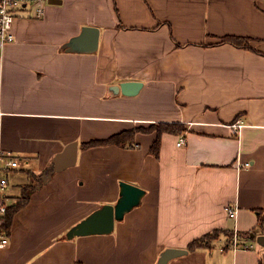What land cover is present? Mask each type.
<instances>
[{"label": "crops", "instance_id": "crops-1", "mask_svg": "<svg viewBox=\"0 0 264 264\" xmlns=\"http://www.w3.org/2000/svg\"><path fill=\"white\" fill-rule=\"evenodd\" d=\"M84 26L100 29L98 49L62 48ZM14 32L0 52V148L19 159L10 206L29 199L13 214L0 264H155L166 247L188 249L213 230L228 235L220 248L218 235L168 264H264V231L241 237L253 249L229 245L264 210V0H49L44 16L17 17ZM127 80L144 83L137 95L110 94ZM160 122L184 130L162 134L159 156L156 131L138 132L133 147H83ZM72 141L76 164L40 184ZM121 180L146 190L141 204L113 233L67 239L116 202Z\"/></svg>", "mask_w": 264, "mask_h": 264}, {"label": "water", "instance_id": "water-1", "mask_svg": "<svg viewBox=\"0 0 264 264\" xmlns=\"http://www.w3.org/2000/svg\"><path fill=\"white\" fill-rule=\"evenodd\" d=\"M56 3L58 0H51ZM100 29L95 26H84L80 34L72 37L63 44L66 51L95 52L99 46ZM144 83L139 80H127L109 86V92L116 95L122 92L125 95H137ZM78 157V142H70L63 151L57 153L50 165L40 177V184L47 183L55 172L62 171L76 164ZM119 197L115 203H104L101 207L93 210L86 217L75 223L67 232L66 238L69 240L77 236L90 234H110L115 229L116 221L124 219L126 213L130 212L142 202L146 190L136 184L121 180ZM40 186V185H39ZM255 236V233H252ZM264 235L258 236L261 243ZM187 248L166 247L163 249L155 264H168L171 260L187 254Z\"/></svg>", "mask_w": 264, "mask_h": 264}, {"label": "built area", "instance_id": "built-area-1", "mask_svg": "<svg viewBox=\"0 0 264 264\" xmlns=\"http://www.w3.org/2000/svg\"><path fill=\"white\" fill-rule=\"evenodd\" d=\"M49 0H0V52L4 47L13 41L16 36L14 25L17 16L27 15L40 18L44 16L46 5ZM243 123L236 124V127L241 128ZM185 138L182 136L178 141V145H183ZM19 166V159L10 151L0 148V249L5 248L10 237L8 231L4 227V221L9 210V198L7 188L9 184L8 173ZM227 213L230 217L236 218L238 214L237 205L227 206ZM234 247L239 241V231H234Z\"/></svg>", "mask_w": 264, "mask_h": 264}, {"label": "trees", "instance_id": "trees-1", "mask_svg": "<svg viewBox=\"0 0 264 264\" xmlns=\"http://www.w3.org/2000/svg\"><path fill=\"white\" fill-rule=\"evenodd\" d=\"M242 41H244V43ZM222 42H231L239 46H243V45L247 46L246 44L247 42L244 40V38L242 39V37L225 36L222 39ZM183 130H184L183 123L160 122L158 123V125L151 124L147 127L141 126L131 129H124L122 131L110 135L108 138L92 139L90 141L84 142L83 147L90 148L94 146L111 145V144L121 147H133L135 146V138L138 132L148 133V132L156 131L157 137L154 140L150 150L155 156H159L162 134L165 132L180 134ZM28 199H29L28 195L24 194L23 196H21V198L18 200L16 204L9 206V210L3 224L8 232L14 212L20 207H22L23 204H25ZM213 231H210L198 238L193 239L188 245V250H195L199 247L209 246L212 240L218 237V236H214L211 238ZM259 231H264V210H260L257 227L247 233H251V232L256 233Z\"/></svg>", "mask_w": 264, "mask_h": 264}, {"label": "rangeland", "instance_id": "rangeland-1", "mask_svg": "<svg viewBox=\"0 0 264 264\" xmlns=\"http://www.w3.org/2000/svg\"><path fill=\"white\" fill-rule=\"evenodd\" d=\"M19 16H20V14H19ZM19 16H17V17H19ZM156 125H158V124H156ZM101 164H102V163H100V164L98 163V164H97V167L101 166ZM114 169L117 170V167H115V168L113 167L111 170H107V172L113 173ZM218 232H219V233H218ZM252 233H254V232H251V234H252ZM233 234H234V233H233ZM218 235H221V236H222V237L219 238V240L216 241V247H217V248H220L222 242H224L223 237H226V236H228V235H227L226 233H222V231H220V230H215V231L212 232V236H211V238L214 237V236H218ZM248 236H249V233H246V232L240 231L238 247H243V248H246V249H253V248H254L253 245H250V244L245 245V244H243V243L241 242V240H242L241 237L244 239V237L247 238ZM233 237H234V235H233ZM240 239H241V240H240ZM229 245H232L231 249L234 247V241H233V238H231V242L229 243Z\"/></svg>", "mask_w": 264, "mask_h": 264}]
</instances>
